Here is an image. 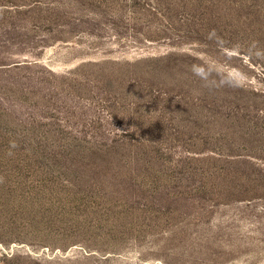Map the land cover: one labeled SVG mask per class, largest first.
Masks as SVG:
<instances>
[{
    "label": "rangeland",
    "instance_id": "374dc122",
    "mask_svg": "<svg viewBox=\"0 0 264 264\" xmlns=\"http://www.w3.org/2000/svg\"><path fill=\"white\" fill-rule=\"evenodd\" d=\"M0 264H264V0H0Z\"/></svg>",
    "mask_w": 264,
    "mask_h": 264
},
{
    "label": "clouds",
    "instance_id": "9594fccd",
    "mask_svg": "<svg viewBox=\"0 0 264 264\" xmlns=\"http://www.w3.org/2000/svg\"><path fill=\"white\" fill-rule=\"evenodd\" d=\"M14 146H15L14 144L11 145V147H14Z\"/></svg>",
    "mask_w": 264,
    "mask_h": 264
}]
</instances>
